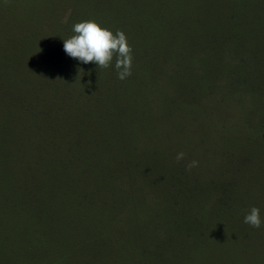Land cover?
<instances>
[{"label": "trees", "instance_id": "1", "mask_svg": "<svg viewBox=\"0 0 264 264\" xmlns=\"http://www.w3.org/2000/svg\"><path fill=\"white\" fill-rule=\"evenodd\" d=\"M0 264H264V0H0Z\"/></svg>", "mask_w": 264, "mask_h": 264}, {"label": "clouds", "instance_id": "2", "mask_svg": "<svg viewBox=\"0 0 264 264\" xmlns=\"http://www.w3.org/2000/svg\"><path fill=\"white\" fill-rule=\"evenodd\" d=\"M72 31L74 35L63 39L62 48L66 55L78 62L86 64L92 61L102 67H107L115 55L117 78L123 80L131 74V46L123 31L116 30L113 33L92 19L75 23ZM183 155V152H178L176 159L180 160ZM195 163L196 161H192L189 166H194ZM244 222L259 227L262 222L259 209L253 206L245 214Z\"/></svg>", "mask_w": 264, "mask_h": 264}, {"label": "rangeland", "instance_id": "3", "mask_svg": "<svg viewBox=\"0 0 264 264\" xmlns=\"http://www.w3.org/2000/svg\"><path fill=\"white\" fill-rule=\"evenodd\" d=\"M175 134L180 138V139H177V137L175 138L176 139V141L174 142L175 146H189L183 132L175 131Z\"/></svg>", "mask_w": 264, "mask_h": 264}]
</instances>
